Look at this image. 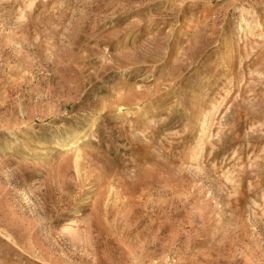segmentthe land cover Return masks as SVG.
<instances>
[{
  "label": "rangeland",
  "instance_id": "obj_1",
  "mask_svg": "<svg viewBox=\"0 0 264 264\" xmlns=\"http://www.w3.org/2000/svg\"><path fill=\"white\" fill-rule=\"evenodd\" d=\"M0 264H264V0H0Z\"/></svg>",
  "mask_w": 264,
  "mask_h": 264
},
{
  "label": "bare ground",
  "instance_id": "obj_2",
  "mask_svg": "<svg viewBox=\"0 0 264 264\" xmlns=\"http://www.w3.org/2000/svg\"><path fill=\"white\" fill-rule=\"evenodd\" d=\"M68 144H69V145L72 144V141H70Z\"/></svg>",
  "mask_w": 264,
  "mask_h": 264
}]
</instances>
